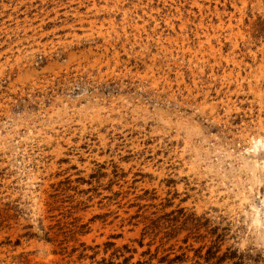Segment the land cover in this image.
Here are the masks:
<instances>
[{"label": "rangeland", "instance_id": "rangeland-1", "mask_svg": "<svg viewBox=\"0 0 264 264\" xmlns=\"http://www.w3.org/2000/svg\"><path fill=\"white\" fill-rule=\"evenodd\" d=\"M0 264H264V0H0Z\"/></svg>", "mask_w": 264, "mask_h": 264}]
</instances>
